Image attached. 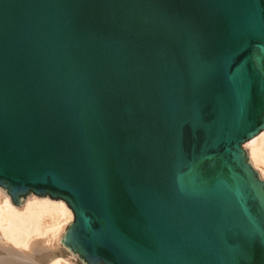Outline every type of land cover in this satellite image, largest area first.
Masks as SVG:
<instances>
[{
  "label": "water",
  "instance_id": "95a60500",
  "mask_svg": "<svg viewBox=\"0 0 264 264\" xmlns=\"http://www.w3.org/2000/svg\"><path fill=\"white\" fill-rule=\"evenodd\" d=\"M262 129L264 0H0V185L89 264H264Z\"/></svg>",
  "mask_w": 264,
  "mask_h": 264
},
{
  "label": "bare ground",
  "instance_id": "6f19581e",
  "mask_svg": "<svg viewBox=\"0 0 264 264\" xmlns=\"http://www.w3.org/2000/svg\"><path fill=\"white\" fill-rule=\"evenodd\" d=\"M264 180V129L242 143ZM74 213L62 197L28 191L14 202L0 185V264H89L65 242Z\"/></svg>",
  "mask_w": 264,
  "mask_h": 264
},
{
  "label": "rangeland",
  "instance_id": "374dc122",
  "mask_svg": "<svg viewBox=\"0 0 264 264\" xmlns=\"http://www.w3.org/2000/svg\"><path fill=\"white\" fill-rule=\"evenodd\" d=\"M27 193V192H26Z\"/></svg>",
  "mask_w": 264,
  "mask_h": 264
}]
</instances>
